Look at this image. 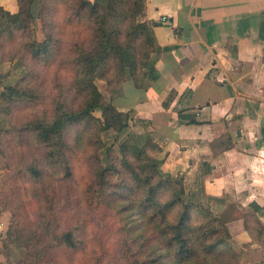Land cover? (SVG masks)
<instances>
[{"label": "trees", "instance_id": "16d2710c", "mask_svg": "<svg viewBox=\"0 0 264 264\" xmlns=\"http://www.w3.org/2000/svg\"><path fill=\"white\" fill-rule=\"evenodd\" d=\"M35 2L18 0L17 12L0 6V37L28 34ZM143 3L71 0L66 17L22 43L27 56L58 74L56 92L35 86L36 71L0 92V113H9L17 101L42 106L20 126L22 144L28 135L43 151L15 178L22 199L0 250L8 255L21 248L18 264H242L220 214L193 200L198 193L185 178L161 169L157 142L125 135L130 112L107 101L97 84L105 79L141 85L145 77L157 78L149 59L162 48L142 20ZM72 125L82 126L74 145L66 138ZM104 134L112 135L109 141ZM90 145L93 151L79 161ZM0 207L11 208L1 197ZM259 211L255 203L245 208V227L264 246Z\"/></svg>", "mask_w": 264, "mask_h": 264}, {"label": "crops", "instance_id": "0c3cea01", "mask_svg": "<svg viewBox=\"0 0 264 264\" xmlns=\"http://www.w3.org/2000/svg\"><path fill=\"white\" fill-rule=\"evenodd\" d=\"M143 5L142 20L162 48L153 53L158 76L141 85L122 81L109 101L150 125L161 169L213 197L233 247L251 250L255 263H248L264 264V246L246 229L243 211L257 204L264 223V0ZM0 6L19 10L18 0ZM8 213L0 207V248Z\"/></svg>", "mask_w": 264, "mask_h": 264}, {"label": "rangeland", "instance_id": "374dc122", "mask_svg": "<svg viewBox=\"0 0 264 264\" xmlns=\"http://www.w3.org/2000/svg\"><path fill=\"white\" fill-rule=\"evenodd\" d=\"M71 0H36L34 4L35 17L31 21L30 30L24 37L17 34L15 37L1 36L0 37V92L4 90L6 86L15 85L23 76L28 75L30 72L36 71L40 78L35 81V86L49 93L54 90L53 82L55 76L58 74L49 65H46L43 61H37L27 56L25 50L22 47V43L29 39V36H40L46 34L50 29L48 26L51 22L60 21L68 15V8L70 7ZM66 52V51H65ZM155 53V52H154ZM153 53L150 56L149 61L152 62ZM53 63V62H52ZM68 65V64H67ZM65 68V67H64ZM147 71V68H146ZM45 82H40L41 80ZM122 81H109L105 79L97 80L99 88L105 95L107 101H109L110 91L113 86L118 85ZM42 106L35 104L34 102L24 100L17 101L11 108L9 113H0V129L2 130L1 144H0V197L4 202L8 203L11 208L8 211L9 217L7 221V227L4 230V238L7 237L8 229L12 221L13 208H17L22 199V195L19 192L18 186H16V179L22 174V170L26 169L30 163H36L41 160L42 148H36L30 143L29 136L27 135V142L22 144V138L20 135V126L23 124L32 114L39 113ZM95 115L101 117V112L96 111ZM82 126L72 125L66 131V138L68 143L74 145V138L78 130H81ZM143 136L152 138L154 142H157V136L151 130L148 123L144 121H137L132 119L130 126L125 135ZM112 135H103L104 140L109 141V137ZM94 146L82 148L79 152L78 160L85 158L86 153L93 151ZM87 160V159H86ZM18 175V177H17ZM13 188V189H12ZM16 189V191H14ZM198 193L193 200L207 202L210 207L218 213L217 202L205 197L200 189H197ZM245 212V209L243 210ZM248 214L251 218H255V214L251 209H248ZM3 247V245H2ZM1 247V248H2ZM0 248V250H1ZM238 250V249H237ZM241 250V251H240ZM241 263L250 264L248 262H254L253 255L250 254L251 250L240 249ZM246 252L247 254H245ZM5 253L2 264H18L19 257L22 254L21 248H12L11 253L7 251ZM264 257V256H262ZM255 263V262H254Z\"/></svg>", "mask_w": 264, "mask_h": 264}, {"label": "built area", "instance_id": "2783aa9c", "mask_svg": "<svg viewBox=\"0 0 264 264\" xmlns=\"http://www.w3.org/2000/svg\"><path fill=\"white\" fill-rule=\"evenodd\" d=\"M166 19H167L166 17H163V18H162V21H166Z\"/></svg>", "mask_w": 264, "mask_h": 264}]
</instances>
